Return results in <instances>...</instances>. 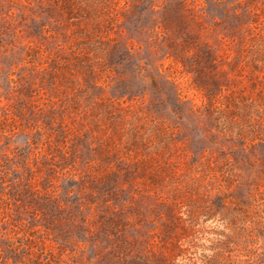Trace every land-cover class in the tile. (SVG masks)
I'll list each match as a JSON object with an SVG mask.
<instances>
[{"label": "rangeland", "instance_id": "rangeland-1", "mask_svg": "<svg viewBox=\"0 0 264 264\" xmlns=\"http://www.w3.org/2000/svg\"><path fill=\"white\" fill-rule=\"evenodd\" d=\"M0 264H264V0H0Z\"/></svg>", "mask_w": 264, "mask_h": 264}]
</instances>
